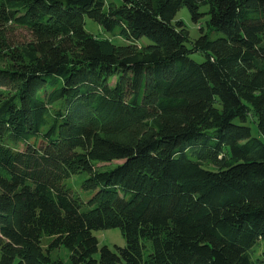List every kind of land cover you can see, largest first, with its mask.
Segmentation results:
<instances>
[{
	"label": "trees",
	"instance_id": "1",
	"mask_svg": "<svg viewBox=\"0 0 264 264\" xmlns=\"http://www.w3.org/2000/svg\"><path fill=\"white\" fill-rule=\"evenodd\" d=\"M261 242L264 0H0V264H264Z\"/></svg>",
	"mask_w": 264,
	"mask_h": 264
},
{
	"label": "rangeland",
	"instance_id": "2",
	"mask_svg": "<svg viewBox=\"0 0 264 264\" xmlns=\"http://www.w3.org/2000/svg\"><path fill=\"white\" fill-rule=\"evenodd\" d=\"M202 11H205L204 8H202ZM176 20H182L185 22L186 27L188 28V30L190 32L191 41H194L195 39H197L201 35L200 26L202 24H204V26H205L204 20L200 21L199 23H196L193 20L192 15H191V13L187 7H184L179 11V13L176 17ZM205 29H206V31L208 30L207 28H205ZM86 30L88 32H91L94 34H99L103 37H107L108 39L111 38L114 40L115 44H117V45H121V44L126 43L123 39L119 38V36H113L114 35L113 32L105 31L97 22H95L94 20H92L90 18H86ZM11 37L13 40L15 39L16 41H26V40L31 39V35L29 34V32L26 29L19 28V27H14L11 30ZM141 42L143 44H148V43H150V40L147 38H144L141 40ZM189 45L191 46V44H189ZM192 57L197 61H203L204 60V57L200 54H197V53L192 54ZM253 134L257 135L256 131H254ZM119 163H121V161H115L111 164H109V163L108 164H100L99 166L108 167V166L113 164V167H115ZM86 177H88V174H85V173L74 175L70 179H67L65 181V184L69 188H71L74 195L80 196L87 205V202L91 198V195H89L88 192H86V190L83 187V182L86 179ZM94 234L99 239L101 247L104 245H107V246H109L110 249L116 250V247H125L126 246L125 238L123 237L120 229H109V230H104V231H94ZM46 244H47V240L44 241V246H46ZM263 253H264V242H261V244L259 246H257V252H256L255 256H260ZM52 256L54 258H63L65 260H68L69 251L66 248H60V249L55 250L52 253ZM96 257L98 258L99 255H97Z\"/></svg>",
	"mask_w": 264,
	"mask_h": 264
}]
</instances>
